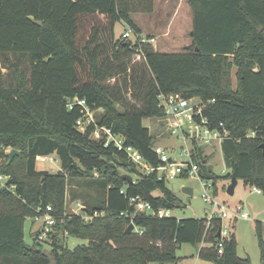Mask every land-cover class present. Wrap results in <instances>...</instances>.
<instances>
[{
  "label": "trees",
  "instance_id": "16d2710c",
  "mask_svg": "<svg viewBox=\"0 0 264 264\" xmlns=\"http://www.w3.org/2000/svg\"><path fill=\"white\" fill-rule=\"evenodd\" d=\"M152 3L0 0V71L9 73L0 78V147L20 152L10 162H0V173L10 175L15 185L14 192L0 188V264L174 263L182 243L200 245L197 255L215 264H253L237 255L233 224L228 236L217 235L219 217L206 228L204 217L131 216L130 196L149 201L155 210H173L180 200L157 171L143 174L123 149L111 141L104 144L105 135L94 139L91 134L96 127H108L155 166L153 136L143 119L163 115L158 94L213 98L203 115L209 127L229 132L220 143L229 178L233 174L264 194V0H189L191 42L183 51L114 37L116 22L138 32L131 14L150 11ZM138 48L142 56L135 61ZM75 97L92 111L93 122L83 131L76 124L81 106H67ZM202 152L196 148L200 172L214 178ZM51 154L58 157L59 170L37 169V158ZM119 168L136 177L122 179ZM68 186L72 200L81 199L87 212L96 209L103 215L86 222L64 214ZM38 205H50L58 221L57 232L47 238L48 251L33 233L32 244L24 242V221ZM130 222L138 233L126 232ZM256 230L264 264L259 221ZM65 236L87 242L70 248ZM220 240L219 253L214 244Z\"/></svg>",
  "mask_w": 264,
  "mask_h": 264
},
{
  "label": "rangeland",
  "instance_id": "374dc122",
  "mask_svg": "<svg viewBox=\"0 0 264 264\" xmlns=\"http://www.w3.org/2000/svg\"><path fill=\"white\" fill-rule=\"evenodd\" d=\"M161 0H155V6L153 10V14L150 11L142 12L141 15L132 14V20H137L139 23V27L141 29V36H148V33L153 28L154 33H158L161 26V21L166 20V14L169 12V9H161L160 6ZM183 8L180 10L179 15L170 23L167 27L170 29V32L173 36L178 38L170 37L169 40L162 37H156L154 35L155 41L152 42V46L161 51H183L185 46H188L191 42V35L188 28L191 24H184V19H182ZM169 18L167 17V20ZM134 20V21H135ZM133 21V22H134ZM136 22V23H137ZM135 23V22H134ZM181 23V28L179 26ZM129 26L124 22H116L113 26L114 37L118 38L121 36L124 29H127ZM102 37V36H101ZM135 61L139 60L134 58ZM2 62V58L0 57V63ZM0 78L8 77L9 73L5 68H2L0 71ZM122 82V79L118 80ZM7 83V80H5ZM112 82V80H111ZM236 76H235V68H232L230 71V85L231 88L234 89L236 87ZM129 96V93L126 94ZM130 97V96H129ZM133 100V99H132ZM160 117L158 118H144L143 124L149 128L150 134L153 136L154 143L168 146L173 149L175 155H179L181 146L183 142L178 140L175 134H171L166 131L165 126L162 127L159 124ZM189 122L185 121L186 127L184 130L187 132ZM203 154L206 156L205 166L211 169L212 175H215L214 178H210L211 181L215 183V178L219 177L216 180V189H217V198L222 200L223 202L234 205L237 203H241L243 205L244 210H246L250 217L248 219H236L235 221L229 218L223 219V226H226L228 229V234L233 224L232 230L236 235V253L240 257H248L253 264H261L260 259V248L258 246V235L256 230V222L259 221V228L262 240L264 241V194H257L253 187L246 186L243 184L241 180H238L237 185L235 186L234 193L229 195L226 193V187L230 182L229 175L231 173L230 167L224 160L222 149L220 144H210V145H201ZM0 150V158L2 162H5L8 158L5 155L11 147L1 148ZM52 157L53 161L49 158H37L36 168L41 170H48L49 172H56L60 168V162L58 157L55 154L48 155ZM16 167H20V164L17 163ZM118 171L122 174L126 172L123 171L122 168H119ZM129 174V173H126ZM132 179L136 176L134 174H130ZM167 187L179 198L180 206L171 210V216H175L177 218L183 217H206V212L210 207L203 198L201 194L203 192V187L200 183V180L195 178H180V177H172L167 178L165 180ZM182 186H191L193 192L191 195H187L182 191ZM70 189L71 186L67 187L66 196H65V211L71 210L72 206H75L74 201H80L81 199H73L70 197ZM211 189L214 190V188ZM210 189V191H211ZM158 193V191H155ZM82 203V202H81ZM37 224L33 223L30 218H26L24 221V242L26 244H32L33 238L32 233L35 228H37ZM139 228L135 226L132 230L133 233H138ZM226 234V236H228ZM65 243L70 247H74L77 244L86 243L87 240L80 239L72 236H65ZM40 246L43 250L48 251L50 249V244L47 243V239L40 243ZM200 245H191L188 243H182L175 250L176 256L179 259L176 262H166L162 264H215V262L211 259H206L199 257L197 255V250Z\"/></svg>",
  "mask_w": 264,
  "mask_h": 264
},
{
  "label": "built area",
  "instance_id": "2783aa9c",
  "mask_svg": "<svg viewBox=\"0 0 264 264\" xmlns=\"http://www.w3.org/2000/svg\"><path fill=\"white\" fill-rule=\"evenodd\" d=\"M121 37L137 40L139 41V44L143 42L151 44L155 41L154 36H141L131 27L124 29ZM141 56L142 51L138 48L135 58L140 59ZM157 98L159 106L163 109V115L160 117L159 124L162 127L165 126L168 134H175L177 139L183 142V145L180 147L181 150L179 155H175L173 149L168 146L153 144L152 152L158 159V164L154 166L147 162L136 148L131 145L124 146L121 138L112 134L110 128L108 127H96L93 130L91 137L98 139L102 135H105L104 144L107 145V143L111 141L118 149H123L128 159L135 163L138 169L145 175L150 174L152 171H157L158 178H164L165 180L172 177H197L203 187L201 197L210 206L206 212V217H204L205 226L208 228L211 219L213 217H219L222 221L219 232L220 236L224 237L228 234L227 227L223 226L224 218L248 219L250 215L246 210H244L241 203H237L232 206L217 198L211 189V186L213 188V182L211 179L203 177L200 172V163L198 161L200 158L196 157V148H201V145H210L215 143L220 144L221 141L229 135V132L226 129L221 131L216 127H209V121L203 115L204 108L209 103L213 102L214 99L212 98L204 101L195 96L184 97L180 93L176 92H160ZM75 103L81 106L82 116L76 120V124L78 128L83 131L91 122H93L92 111L85 104L83 99L76 97L68 100V108L71 109ZM185 121L189 122L187 125V132L184 130V127H186ZM218 125L223 126L222 122H219ZM253 135V132L248 134V136ZM1 148L3 147L1 146L0 149ZM202 155L204 158L206 157L203 152ZM39 158L51 159L52 157L47 155ZM51 161H53V159H51ZM10 178V175L0 173V188H6L11 192H14L15 185L10 182ZM253 190L258 194L261 193L259 188L253 187ZM74 204L75 206H72L71 210L65 211L64 214L69 216H79L86 222L97 216L103 215L102 211H98L96 209L92 212H87L85 205L80 201H74ZM129 204L134 208V212L131 216H133L135 212L157 215L158 217L171 216V209L159 207L155 210L149 201L140 199L138 195L130 196ZM51 210L52 208L50 205H46L44 207L38 205L34 210V214L29 217L33 223L38 225L37 228L33 230V234L35 239L39 242H43L58 230V221L51 213ZM124 214V212H120V215ZM205 235L206 232L204 233V236ZM214 245L220 253L223 245L222 240L218 241Z\"/></svg>",
  "mask_w": 264,
  "mask_h": 264
},
{
  "label": "crops",
  "instance_id": "0c3cea01",
  "mask_svg": "<svg viewBox=\"0 0 264 264\" xmlns=\"http://www.w3.org/2000/svg\"><path fill=\"white\" fill-rule=\"evenodd\" d=\"M154 6H155V0H153V3H152V8L150 11L151 14H153ZM159 7L161 9H169L170 10L169 12L165 13L169 19L167 20V17H166V20L161 21V26H163V27L160 28L158 33H154L153 32L154 29L151 28V31L148 33V36H154L155 35L156 37H162V38H166L168 40L170 37L178 38V37H175L171 34L170 29L167 26L170 23H172L173 20L179 15V12L182 8H183L182 19H184V24H187V23L191 24V26L188 28V30L190 31L189 33L191 35L192 10H191L190 4H189V0H161ZM141 13L142 12H133L132 14L141 15ZM132 14H131V16H132ZM134 22H135L134 24L138 27V33L141 34L142 32H141V29L139 27V23L137 22V20H135ZM179 26L181 28V26H182L181 23H179ZM164 51H166V50H164ZM154 144H156V143H154ZM260 194H262V193H260Z\"/></svg>",
  "mask_w": 264,
  "mask_h": 264
},
{
  "label": "water",
  "instance_id": "95a60500",
  "mask_svg": "<svg viewBox=\"0 0 264 264\" xmlns=\"http://www.w3.org/2000/svg\"><path fill=\"white\" fill-rule=\"evenodd\" d=\"M185 48L187 49L188 46H185ZM196 50H198V47L195 48ZM20 152L18 149L16 148H11L7 153H6V156L8 158V162H10L12 160V158L14 157V155H18ZM121 178L124 179V180H127V181H132V176L130 174H122L121 175ZM237 182H238V179L236 178L235 175H231V178H230V182L229 184L227 185L226 187V193L229 194V195H232L234 193V189H235V186L237 185ZM182 191L187 194V195H191L192 192H193V189L191 186H182ZM134 228V224L132 222H130L128 224V226L126 227V232H131ZM217 235H220V232L218 231L217 232ZM46 254L48 255V253L46 252Z\"/></svg>",
  "mask_w": 264,
  "mask_h": 264
}]
</instances>
